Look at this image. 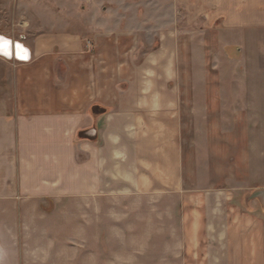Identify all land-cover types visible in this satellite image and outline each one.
<instances>
[{
	"label": "crops",
	"instance_id": "0c3cea01",
	"mask_svg": "<svg viewBox=\"0 0 264 264\" xmlns=\"http://www.w3.org/2000/svg\"><path fill=\"white\" fill-rule=\"evenodd\" d=\"M98 1L80 6L84 13L64 21L70 27L58 33L38 29L20 42L0 35L27 49L22 56L15 50L0 54V203L23 208L43 201L104 203L110 196L135 195L143 186L154 192L158 186L173 189L188 167L185 135L191 122L199 137L213 128L214 134H203L211 141L198 148L219 160L217 123L229 120L239 130V117L220 113L227 87L208 77L215 71L206 69L204 51L197 47L189 53L187 43L178 50L171 30L153 32L166 20L159 13L167 12L166 3ZM244 2L209 0L205 16L223 18L235 40L240 28L264 26V0ZM243 145L242 138L236 148ZM241 168L251 170L249 164ZM256 178L252 171L247 182ZM17 212L19 219L30 214L0 210V224L5 219L11 232ZM256 223L251 240H260L261 249L242 261H234L242 255L233 251L228 264H264V220ZM41 231L38 226L35 235ZM0 264L41 263L0 257Z\"/></svg>",
	"mask_w": 264,
	"mask_h": 264
},
{
	"label": "rangeland",
	"instance_id": "374dc122",
	"mask_svg": "<svg viewBox=\"0 0 264 264\" xmlns=\"http://www.w3.org/2000/svg\"><path fill=\"white\" fill-rule=\"evenodd\" d=\"M90 1L99 2L0 0V35L20 42L25 35L34 37L38 29L56 33L69 29L64 21L81 16L80 6ZM159 1L168 10L159 12L166 20L159 19L163 23L153 32L171 30L178 50L187 43L189 53L197 47L204 51L206 69L215 71L208 77L227 87L223 105H218L220 113L226 119L239 117L238 132L229 120L217 123L221 130V138L216 139L219 160L198 148L199 142L211 141L203 134H214L213 128L200 131L199 137L191 122L185 135L190 143L184 168L188 167L183 182L176 179L180 183L173 189L158 186L154 192L143 186L135 195L110 196L104 203L43 201L24 208L0 203V210L30 213L19 219L17 212L13 232L3 219L0 257L38 258L41 264H228L233 251L242 255L233 260L242 261L263 246L260 240L253 243L251 231L256 230V222L264 220V167L260 165L264 163V26L240 28L234 40L223 18L212 21L205 16L209 0ZM158 44L156 39L154 47ZM241 136L244 145L236 148ZM239 148L245 152H236ZM241 158L246 161L242 163ZM247 164L251 170L246 172L241 167ZM252 171L257 178L247 182ZM33 211L39 216L32 215ZM259 213L261 218L254 217ZM195 222L196 230L191 233ZM38 226L45 231L35 235Z\"/></svg>",
	"mask_w": 264,
	"mask_h": 264
},
{
	"label": "bare ground",
	"instance_id": "6f19581e",
	"mask_svg": "<svg viewBox=\"0 0 264 264\" xmlns=\"http://www.w3.org/2000/svg\"><path fill=\"white\" fill-rule=\"evenodd\" d=\"M4 38V37H3ZM2 38V36L0 37V52L8 55L10 53V50L12 51V54L14 53V50L17 51V55L18 56H22V52L23 50H27L21 43H11V46L8 44V42L3 41L4 39ZM8 40V39H6ZM19 45V46H18ZM11 54V55H12Z\"/></svg>",
	"mask_w": 264,
	"mask_h": 264
},
{
	"label": "water",
	"instance_id": "95a60500",
	"mask_svg": "<svg viewBox=\"0 0 264 264\" xmlns=\"http://www.w3.org/2000/svg\"><path fill=\"white\" fill-rule=\"evenodd\" d=\"M1 37V36H0ZM3 38V37H2ZM4 40L3 41H6V42H8V44L11 46V41H10V39H8V40H6V38L4 37L3 38ZM16 44V43H15ZM19 44V43H18ZM19 46V45H18ZM0 54H2V55H5V54H3V53H1L0 52ZM11 54H12V51L10 50V53L8 54V55H5V56H11Z\"/></svg>",
	"mask_w": 264,
	"mask_h": 264
}]
</instances>
